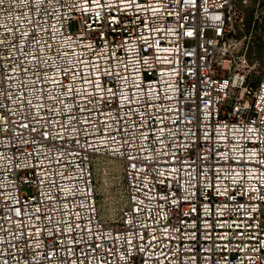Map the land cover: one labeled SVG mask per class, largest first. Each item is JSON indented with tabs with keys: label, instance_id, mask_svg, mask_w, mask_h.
I'll return each mask as SVG.
<instances>
[{
	"label": "built area",
	"instance_id": "obj_1",
	"mask_svg": "<svg viewBox=\"0 0 264 264\" xmlns=\"http://www.w3.org/2000/svg\"><path fill=\"white\" fill-rule=\"evenodd\" d=\"M238 1L0 0V264H264V61L236 50Z\"/></svg>",
	"mask_w": 264,
	"mask_h": 264
},
{
	"label": "rangeland",
	"instance_id": "obj_2",
	"mask_svg": "<svg viewBox=\"0 0 264 264\" xmlns=\"http://www.w3.org/2000/svg\"><path fill=\"white\" fill-rule=\"evenodd\" d=\"M236 5L243 13V25H236V50L238 54L245 56L249 64L255 65L259 72L264 61V0L238 1ZM95 166V187L97 186L100 214L107 219H116L121 207L119 172L112 164L110 174L101 176L100 164L96 163Z\"/></svg>",
	"mask_w": 264,
	"mask_h": 264
},
{
	"label": "bare ground",
	"instance_id": "obj_3",
	"mask_svg": "<svg viewBox=\"0 0 264 264\" xmlns=\"http://www.w3.org/2000/svg\"><path fill=\"white\" fill-rule=\"evenodd\" d=\"M116 170H117V168H116ZM118 171V170H117ZM99 174V173H98ZM111 176H113V174L111 175ZM114 177V176H113ZM102 179V178H101ZM100 185V184H99ZM97 187V186H96ZM98 190V189H97Z\"/></svg>",
	"mask_w": 264,
	"mask_h": 264
}]
</instances>
